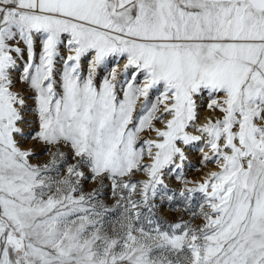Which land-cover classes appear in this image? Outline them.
Listing matches in <instances>:
<instances>
[{
  "label": "snow or ice",
  "instance_id": "6c2138e0",
  "mask_svg": "<svg viewBox=\"0 0 264 264\" xmlns=\"http://www.w3.org/2000/svg\"><path fill=\"white\" fill-rule=\"evenodd\" d=\"M0 264H264V0H0Z\"/></svg>",
  "mask_w": 264,
  "mask_h": 264
}]
</instances>
